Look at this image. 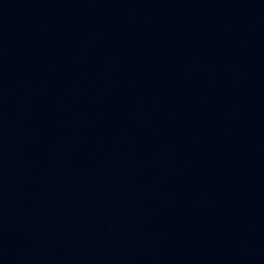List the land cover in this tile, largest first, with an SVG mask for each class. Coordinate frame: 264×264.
Wrapping results in <instances>:
<instances>
[{"label": "water", "instance_id": "95a60500", "mask_svg": "<svg viewBox=\"0 0 264 264\" xmlns=\"http://www.w3.org/2000/svg\"><path fill=\"white\" fill-rule=\"evenodd\" d=\"M0 264H264V0H0Z\"/></svg>", "mask_w": 264, "mask_h": 264}]
</instances>
